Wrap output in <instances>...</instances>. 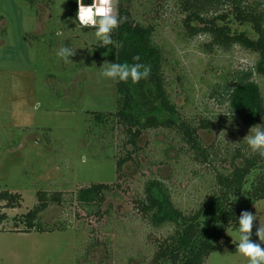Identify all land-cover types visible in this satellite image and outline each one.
<instances>
[{"label":"rangeland","instance_id":"374dc122","mask_svg":"<svg viewBox=\"0 0 264 264\" xmlns=\"http://www.w3.org/2000/svg\"><path fill=\"white\" fill-rule=\"evenodd\" d=\"M125 6L137 20L156 26L167 92L181 118L193 125L201 119L213 123L198 136L219 160L200 164L174 132L150 130L118 175L116 160L132 147H123L125 137L115 119L94 121L93 112L116 111V80L102 77L104 61L93 57L101 45L94 29L76 26L65 0H0V191L21 194L17 208L0 204L8 216L0 225V264H149L157 240L171 228H153L138 212L144 183L162 180L174 203L189 212L215 190L214 171L229 166L222 159L255 153L243 142L251 127L230 115L223 88L234 72L252 68L256 56L237 46L210 49L205 35L189 38L173 0H128ZM232 26L255 36L244 26ZM64 46L76 52L73 63L57 56ZM254 79L264 95V78ZM97 183L112 189L99 213L86 214L75 194ZM37 192L61 199L39 214L41 226L64 230L21 232V223L15 228L13 217L38 204ZM248 211L257 217L255 242L257 228L264 226V199ZM232 227L239 225L228 227L205 264H247L236 250Z\"/></svg>","mask_w":264,"mask_h":264},{"label":"trees","instance_id":"16d2710c","mask_svg":"<svg viewBox=\"0 0 264 264\" xmlns=\"http://www.w3.org/2000/svg\"><path fill=\"white\" fill-rule=\"evenodd\" d=\"M125 1L128 0H119L117 5V17L122 18V22L112 33L116 45H100L93 52L94 58L104 62H139L150 68L149 76L139 82L116 80L115 112H93L97 124L115 119L125 137L123 147H132L131 152L116 160V171L133 159L131 153L140 152L138 140L150 130L174 132L188 146L194 161L213 165L219 156L211 147L203 146L198 136L199 129H212L213 123L201 119L193 125L181 118L167 92L164 52L154 41L156 26L134 18ZM173 1L183 15L182 27L189 38L205 35L210 49L227 51L237 46L256 56L252 68L234 72L223 93L230 115L243 126L252 127L264 122V95L254 79L255 75L264 78V0ZM65 2L74 19L78 7L76 0ZM233 23L248 28L255 36L233 28ZM136 56L140 57L139 61L133 60ZM222 162H229V166L214 171L215 190L197 209L189 212L174 203L162 180L150 178L144 183L142 198L136 200L138 212L153 228H171L168 236L157 240L149 264H205L215 246L225 239L228 227L238 223L241 212L264 199V156L258 152L236 153L231 160L224 158ZM110 189L108 184H91L80 188L75 199L85 208L86 214H91L93 209L99 213L98 208ZM37 199L38 204L27 213L13 217L15 228L21 223L24 225L21 232L64 230L66 226L51 229L39 223V214L49 202H60V197L37 192ZM20 201L21 194L0 191V204L3 203L5 208H17ZM7 219L6 213L0 212V225Z\"/></svg>","mask_w":264,"mask_h":264},{"label":"clouds","instance_id":"9594fccd","mask_svg":"<svg viewBox=\"0 0 264 264\" xmlns=\"http://www.w3.org/2000/svg\"><path fill=\"white\" fill-rule=\"evenodd\" d=\"M77 12L73 23L79 25L81 29H94V36L97 42L102 46L116 45V41L112 39V33L122 22V18L118 19L114 0H92L91 4L86 5L84 0H76ZM57 31V35H61ZM76 54L71 47H60L57 56L65 63H73L70 59ZM134 61H139L140 57H133ZM100 75L118 81L139 82L149 76L150 68L139 62L134 63H116L105 61L99 68ZM225 136L224 132H221ZM219 134V135H220ZM243 142L253 152H258L264 156V123L252 126L249 133L244 137ZM257 220L256 215L249 211L241 212L238 219V228H231L232 234L238 241L236 250L247 260V264H264V226H259L256 230L258 241L251 239L253 222Z\"/></svg>","mask_w":264,"mask_h":264},{"label":"water","instance_id":"95a60500","mask_svg":"<svg viewBox=\"0 0 264 264\" xmlns=\"http://www.w3.org/2000/svg\"><path fill=\"white\" fill-rule=\"evenodd\" d=\"M91 2H92V0H84V3H85L86 5L91 4Z\"/></svg>","mask_w":264,"mask_h":264}]
</instances>
